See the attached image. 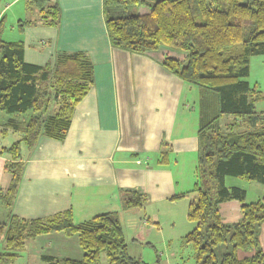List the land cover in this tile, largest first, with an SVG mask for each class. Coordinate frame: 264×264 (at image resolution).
Wrapping results in <instances>:
<instances>
[{"label": "trees", "instance_id": "trees-1", "mask_svg": "<svg viewBox=\"0 0 264 264\" xmlns=\"http://www.w3.org/2000/svg\"><path fill=\"white\" fill-rule=\"evenodd\" d=\"M0 0V11L4 2ZM9 1V0H8ZM135 7V11L131 10ZM41 25L56 26L60 8L50 0H29ZM105 29L112 46L132 52L159 48L179 51L182 58L165 56L163 67L182 81L217 96L215 115L198 129L199 150L194 166V197L187 219L194 226L183 237L195 264H261L263 253L258 232L264 221V201L245 202V190L227 186L226 177H238L264 185V93L251 86V56L264 54V0H103ZM0 13V135L16 138L0 146L6 156L3 170L8 183L0 188V202L7 209L0 221V264H11L27 241L40 234H76L83 252L78 259L42 255L44 264H148L131 256L116 212H103L75 223L71 211L44 218H22L11 212L23 168V147L30 149L40 136L62 140L69 128L74 106L93 83V63L82 51L55 54L52 61L35 65L23 60L22 40L5 41ZM34 24L18 22L20 30ZM231 118L221 124V119ZM162 160H166L165 156ZM189 191V192H190ZM186 193L172 196L179 198ZM240 202V218L230 224L221 220L218 205ZM145 197L124 191V209L141 208ZM229 248L217 254V247ZM250 252L238 257V251Z\"/></svg>", "mask_w": 264, "mask_h": 264}, {"label": "crops", "instance_id": "crops-1", "mask_svg": "<svg viewBox=\"0 0 264 264\" xmlns=\"http://www.w3.org/2000/svg\"><path fill=\"white\" fill-rule=\"evenodd\" d=\"M27 1L9 0L0 11L14 6V41L23 42V60L44 65L60 51H82L93 63V83L74 106L62 140L40 136L30 149L23 147V168L11 212L22 218H44L71 211L75 223L116 212L122 224L128 212L143 211L144 217L126 241L128 253L142 258V248L131 251L130 247L142 246L148 237L149 214L172 220L186 194L172 196L191 190L198 129L215 115L217 96L163 67L165 56L182 58L179 51L162 47L132 52L112 46L103 0H50L60 8L56 26L39 24L37 9L26 8ZM27 9L31 18L25 21L34 24L20 30L17 24L29 14ZM5 160L6 156H0L1 170ZM0 183V188L8 183L3 170ZM256 183L251 189L264 201V185ZM124 191L144 195L142 207L124 209ZM226 202L218 205L221 220L237 221L240 204L230 201L236 210L226 211L230 219L226 220L220 211ZM1 212L0 221H4L7 209ZM258 243L264 256V221ZM22 253L27 264H44L42 255L72 259L83 255L77 235L59 231L37 235L26 242ZM237 254L241 258L251 253L239 250Z\"/></svg>", "mask_w": 264, "mask_h": 264}, {"label": "rangeland", "instance_id": "rangeland-1", "mask_svg": "<svg viewBox=\"0 0 264 264\" xmlns=\"http://www.w3.org/2000/svg\"><path fill=\"white\" fill-rule=\"evenodd\" d=\"M9 2L8 0L4 3ZM5 6V4H4ZM9 7V6H8ZM131 10L135 11V7L131 6ZM26 12H29L28 15H24L26 17H21L22 21H25L26 19L31 18L29 9H27ZM5 13V14H4ZM3 14L5 16L4 21V27L2 28V39L5 41H11L14 40V6L9 8L6 12L3 11ZM245 79L249 82L251 86L256 84L257 89L262 91L264 93V54L262 55H254L250 57L249 60V73L245 77ZM256 110H264V103L261 101H258L255 103ZM7 118V115L0 111V122L5 120ZM231 118H223L221 119V124L224 125V123L229 122ZM11 135V134H10ZM1 136L0 135V146L1 145H9L14 140L13 136ZM3 170V169H2ZM2 170L0 167V180L2 175ZM4 171V170H3ZM5 172V171H4ZM8 174V173H7ZM1 184V183H0ZM225 184L227 186H241L246 189L247 191V197L245 199V202H253L258 199V195H256L255 190H252L251 188H254L255 185H258L256 182L242 179L238 177H226ZM191 189H193V185H191ZM195 192H187L186 197L183 201L180 202L181 205H179L178 211H173L171 219L168 217H163V212L161 211V217H157L149 214L151 222H149L147 228L148 231V237H144L143 239V245L142 246H134L130 247L131 251H134V249L139 250L143 249V257L144 260L148 264H195L194 258L192 254V249L189 245H186L183 243L182 237L192 229L194 226V223L189 221L187 219V211H184L186 208V204L188 201H190L193 197ZM187 201V202H186ZM226 204L221 205V212L223 214V218L226 220H230L229 216L226 215V211H235V206H232L233 203L240 202L235 199H229L226 200ZM228 203V204H227ZM182 209L183 211H179V209ZM137 210V209H135ZM1 211H5V206L0 202V213ZM156 212V211H155ZM134 213H136L134 215ZM144 217L143 211H133L128 212L126 216L122 218V227L125 235L126 241L131 238L133 235V230L136 228L139 221ZM231 220L234 219V215H230ZM240 218V217H239ZM164 219V221H163ZM156 222H159V224H154ZM229 221L228 224H230ZM235 222V221H234ZM3 246V242L0 239V250ZM230 244L228 242L223 243L217 247V254H221L225 249L229 248ZM225 247V249H224ZM22 251L20 252L19 256L14 260V264H27L28 261L22 258ZM100 264H106V257L104 253H101L100 255Z\"/></svg>", "mask_w": 264, "mask_h": 264}]
</instances>
